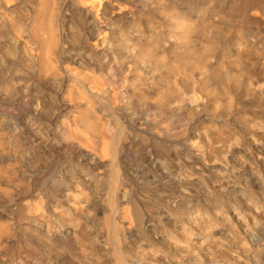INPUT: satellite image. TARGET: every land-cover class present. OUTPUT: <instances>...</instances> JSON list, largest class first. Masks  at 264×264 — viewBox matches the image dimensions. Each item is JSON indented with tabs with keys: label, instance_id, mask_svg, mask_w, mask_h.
Segmentation results:
<instances>
[{
	"label": "bare ground",
	"instance_id": "6f19581e",
	"mask_svg": "<svg viewBox=\"0 0 264 264\" xmlns=\"http://www.w3.org/2000/svg\"><path fill=\"white\" fill-rule=\"evenodd\" d=\"M0 264H264V0H0Z\"/></svg>",
	"mask_w": 264,
	"mask_h": 264
}]
</instances>
